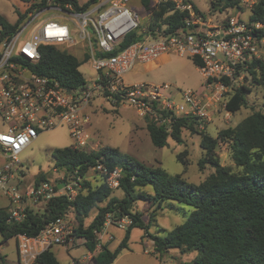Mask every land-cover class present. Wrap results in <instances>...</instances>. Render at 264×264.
I'll return each instance as SVG.
<instances>
[{"label":"built area","instance_id":"1","mask_svg":"<svg viewBox=\"0 0 264 264\" xmlns=\"http://www.w3.org/2000/svg\"><path fill=\"white\" fill-rule=\"evenodd\" d=\"M231 1L236 2L232 9L251 15L260 0ZM130 4L131 0H97L82 10L79 3L76 7L70 1L46 0L42 8L23 12L16 28L0 39V125L4 127L0 131V208L6 210L9 222H23L31 206L45 205L55 197L72 201L82 191L83 179L77 168L63 169L58 182L41 181L25 188L17 182L16 175L21 172L18 156L43 131L66 127L72 143L69 148L97 151L89 146L90 121L84 109L99 96L133 109L139 117L168 132L178 119L192 121L201 131L220 110L224 117L229 114L225 110L229 92L244 68L259 59L264 38L258 39V32L264 30V23L249 18L244 21L237 15L202 13L192 0H155L154 8L167 6L170 14H184L183 25L169 35H164L165 28L144 30L147 34L143 39L107 56L139 27V16ZM47 11L53 16L40 19ZM43 46L62 52L66 47L85 49L82 60L92 71L90 80L67 88L55 79L33 73L28 64L40 59ZM161 56H166V61L171 56L194 59L204 79L200 88L181 91L167 84L125 82V74L138 65H160ZM89 173L109 190L120 188L121 167L109 169L97 160L88 168ZM130 224L128 216L114 218L108 214L104 228L115 225L126 229ZM72 232L59 217L34 237L16 235L18 263L36 264L37 257L53 246L67 250L74 244Z\"/></svg>","mask_w":264,"mask_h":264},{"label":"trees","instance_id":"2","mask_svg":"<svg viewBox=\"0 0 264 264\" xmlns=\"http://www.w3.org/2000/svg\"><path fill=\"white\" fill-rule=\"evenodd\" d=\"M30 3L32 0H21ZM73 2L76 0H55ZM97 0H88L81 4L85 10ZM46 0L31 3L29 12L34 8H42ZM145 11L150 10V0H140ZM225 9H232L236 2L225 0L222 3ZM170 8L159 6L152 11L147 32H154L156 28L169 35L183 25L184 14L173 12ZM242 11V10H238ZM14 24L9 23L0 14V39L12 32L20 23L24 14L17 13ZM250 21L264 23V0H260L248 17ZM147 32L141 31L140 26L134 32L125 36L117 48L107 56L125 49L132 43L141 40ZM264 38V30L258 32V39ZM41 57L34 64H28L30 70L39 76H46L57 80L67 88H75L85 84L84 78L78 71L79 61L72 55L59 51L53 46L40 48ZM192 60V59H191ZM196 65V61L192 60ZM252 79L264 81V62L259 59L252 60L246 68ZM257 77V78H256ZM245 88L231 90L226 103V110L235 113L245 103ZM192 121L178 119L171 125L168 132L165 127L146 121V130L150 141L155 147H165L168 138L180 142L183 128L192 129ZM217 139L228 140L232 160L240 168L237 174H231L214 158V149ZM217 139L203 136L201 148L205 151V159L198 162L199 167L204 164L214 169L208 179L199 185L188 184L178 176L171 177L160 169H150L131 157L120 153L117 149L102 148L86 153L71 148L55 149L51 152L54 166L65 170L77 168L82 176V191L72 200L65 197H55L44 206L41 214L32 209H26V218L20 223L9 222L8 214L0 208V236L2 242L14 238L18 234L28 237L36 236L48 223L61 217L65 219L71 209L77 228L73 236L83 240L85 249L92 253L95 251L98 240L95 232L104 228L106 216L111 214L114 218L128 216L131 224L124 230V235L118 247L110 251L102 245L97 254L92 257V264H113L120 252L127 248L130 231L133 228L145 230V224L137 214L131 212L134 201H150L156 205L168 201L177 202L192 207L183 223L174 227L164 236L147 234L153 243L154 252L161 254L170 249H178L180 253L196 251L197 255L192 264H264V115L255 112L245 118L234 129L219 132ZM99 160L109 169L121 167L123 177L120 188L122 199L111 197L109 190L102 180L93 185L87 178L88 168ZM97 180V181H98ZM44 180L39 175L33 185ZM150 186L152 195L135 194V188ZM103 204V205H101ZM96 209V214L87 227L84 220L90 212ZM0 264L4 259L0 257ZM36 264H59L51 249L40 254Z\"/></svg>","mask_w":264,"mask_h":264},{"label":"rangeland","instance_id":"3","mask_svg":"<svg viewBox=\"0 0 264 264\" xmlns=\"http://www.w3.org/2000/svg\"><path fill=\"white\" fill-rule=\"evenodd\" d=\"M76 1L79 4H84L88 0ZM154 1L150 0V10L145 11L139 0H131V8L139 16L141 31L147 30L151 13L155 10ZM224 1L192 0L202 13L211 11L213 14L220 13L222 16L237 15L244 21L250 16L246 11L239 12L231 8L226 10L221 5ZM38 2L40 0H32L30 3L21 0H0V14L9 23L14 24L18 18L17 13L22 14L30 8L31 3ZM52 14L50 11L44 12L40 19H49L53 16ZM73 36L77 37V33H74ZM84 51L85 49L78 51L73 47L65 48V53L72 55L79 61L78 71L86 81H89L92 71L89 64L82 60ZM258 56L259 60L264 62V43L260 44ZM124 80L127 84H167L181 91L198 90L204 82L190 58L177 56H171L166 63L156 67L139 65V67H135L125 74ZM240 87L245 88L243 92L245 103L237 112H229L224 117L220 110L219 114L214 116L212 122L207 124L204 130L199 131L193 126L192 129L183 128L180 134V142L168 138L167 145L161 148L152 145L146 130V120L139 117L133 109L124 105L113 104L106 97L99 96L84 109L90 121L88 126L90 132L89 146L94 150L117 149L120 153L131 157L147 168L160 169L171 177L178 176L188 184H202L214 174V169L210 165L204 164L202 168L198 165L200 160L205 159V151L201 148L202 137L208 136L217 139L219 132L234 129L253 113L261 112L264 115V81L252 79L244 68L232 90ZM3 130L4 127L0 125V131ZM216 141L214 158L231 174L239 173L240 168L235 166L232 160L228 140L217 139ZM71 144L66 127H58L40 133L38 138L18 156L21 172L16 177L17 182L19 181L21 184L20 186L25 188L32 185L39 175H43L44 180L48 182H58L63 169L54 166L51 152L55 149L69 148ZM87 178L91 179L93 185L95 182H97L96 184L100 183L98 177L93 173H89ZM135 194L152 195V189L150 186L138 187L135 188ZM123 196L121 190L113 191L111 194V197L117 199H122ZM44 206L34 205L29 208L41 214ZM192 210L190 206L173 201H168L159 206L148 200H137L131 205V212L139 215L140 219L148 225L147 234L161 237L183 223L186 215ZM95 214L96 209H93L84 220V227L90 224ZM65 221L71 231L77 228V222L71 209L68 210ZM124 230L115 225H109L102 229L100 233L96 234L98 245L94 254L102 245L107 246L110 251L115 250L123 238ZM147 234L143 229L133 228L130 231L127 248L120 252L113 264H192L197 255L196 251L182 254L178 249H170L161 254L155 253L153 243L146 236ZM51 252L59 264H72V262L74 264H86L87 250L83 246L82 239L74 238V244L67 250L63 246H53ZM0 257L4 259V264H19L15 238L2 242L0 236Z\"/></svg>","mask_w":264,"mask_h":264},{"label":"crops","instance_id":"4","mask_svg":"<svg viewBox=\"0 0 264 264\" xmlns=\"http://www.w3.org/2000/svg\"><path fill=\"white\" fill-rule=\"evenodd\" d=\"M221 5H223V4H221ZM227 10V9H226ZM218 11V10H217ZM210 12V11H209ZM219 12V11H218ZM166 59V56H161V58H160V61H161V64H163V63H166L167 61L165 60ZM136 67H139V65L138 66H136ZM33 185V184H32ZM31 186V185H30ZM29 187V186H28ZM97 248V247H96ZM97 249H95V251H96ZM94 251V252H95ZM94 252H92V253H90V252H88L87 251V254H86V256H85V261H86V264H92V257L93 256H95L96 254H94ZM98 252V251H97ZM72 264H74V262H72Z\"/></svg>","mask_w":264,"mask_h":264},{"label":"water","instance_id":"5","mask_svg":"<svg viewBox=\"0 0 264 264\" xmlns=\"http://www.w3.org/2000/svg\"><path fill=\"white\" fill-rule=\"evenodd\" d=\"M57 188L60 189V185H57Z\"/></svg>","mask_w":264,"mask_h":264}]
</instances>
